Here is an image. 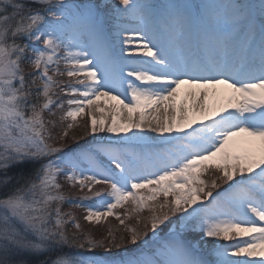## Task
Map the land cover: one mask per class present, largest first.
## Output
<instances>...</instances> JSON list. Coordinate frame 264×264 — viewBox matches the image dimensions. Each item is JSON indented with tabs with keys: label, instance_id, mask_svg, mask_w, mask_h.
<instances>
[{
	"label": "snow or ice",
	"instance_id": "snow-or-ice-1",
	"mask_svg": "<svg viewBox=\"0 0 264 264\" xmlns=\"http://www.w3.org/2000/svg\"><path fill=\"white\" fill-rule=\"evenodd\" d=\"M0 264H264V0H0Z\"/></svg>",
	"mask_w": 264,
	"mask_h": 264
},
{
	"label": "rangeland",
	"instance_id": "rangeland-1",
	"mask_svg": "<svg viewBox=\"0 0 264 264\" xmlns=\"http://www.w3.org/2000/svg\"><path fill=\"white\" fill-rule=\"evenodd\" d=\"M75 131H76L77 133H79L81 130H80V129H77V130H75ZM71 134H72V133H70V135H71ZM205 178L208 179L209 177H205ZM220 190L222 191L223 188H221ZM64 210H65V211L68 210V206H67V205H65ZM74 211L76 212L77 217H78V218H81V223L84 224L86 230L91 228V230L96 234V236H97L98 238H102V237H103V235H104L105 232H106L105 226H100V227H97V228H92V226L87 225V224L82 220V217H83V215H84L83 210H79V209H77V210H74ZM120 211H123V210H120ZM132 223H134V221H132ZM109 225H110L114 230L120 228V226H119V222L116 221L114 218H110V220H109ZM70 230H71V229H70ZM121 231H122V229H121ZM117 234H119V233H117Z\"/></svg>",
	"mask_w": 264,
	"mask_h": 264
}]
</instances>
